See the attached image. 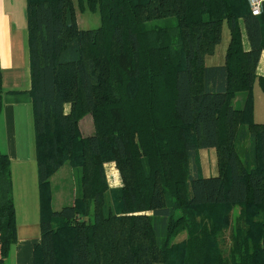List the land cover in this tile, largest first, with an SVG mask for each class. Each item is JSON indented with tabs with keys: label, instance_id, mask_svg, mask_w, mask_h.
I'll return each instance as SVG.
<instances>
[{
	"label": "trees",
	"instance_id": "trees-1",
	"mask_svg": "<svg viewBox=\"0 0 264 264\" xmlns=\"http://www.w3.org/2000/svg\"><path fill=\"white\" fill-rule=\"evenodd\" d=\"M76 3L97 10L99 25L77 27L71 0H26L39 200L32 264H264V122L252 117L253 82L264 92L255 71L264 2L258 14L246 0ZM223 22V60L205 65ZM1 92L0 73V108ZM87 113L92 132L83 135ZM203 148L214 150L213 175L199 169ZM64 165L78 185L54 208L52 181ZM15 241L0 150V264Z\"/></svg>",
	"mask_w": 264,
	"mask_h": 264
},
{
	"label": "crops",
	"instance_id": "crops-1",
	"mask_svg": "<svg viewBox=\"0 0 264 264\" xmlns=\"http://www.w3.org/2000/svg\"><path fill=\"white\" fill-rule=\"evenodd\" d=\"M240 33L242 46L247 48L248 42L245 40L244 43L243 40V27H240ZM255 71L264 76V48L260 50ZM0 73V150L9 159L16 231V241L10 247L5 263L32 264V246L39 238V200L30 97L27 92L30 78L26 0H0ZM255 89L257 90L253 82L252 117L256 122H264V92ZM58 195L59 192L57 199ZM17 211L20 213L19 218Z\"/></svg>",
	"mask_w": 264,
	"mask_h": 264
},
{
	"label": "rangeland",
	"instance_id": "rangeland-1",
	"mask_svg": "<svg viewBox=\"0 0 264 264\" xmlns=\"http://www.w3.org/2000/svg\"><path fill=\"white\" fill-rule=\"evenodd\" d=\"M71 5L73 8L74 12V19L77 27L79 28H94L99 25L100 19L97 10H89L84 8L83 10H80L77 6L76 0H71ZM165 20L163 18L159 19H154L147 21L146 23L148 25L157 23V24H163ZM241 24V23H240ZM242 27V25H240ZM245 33L243 35V40L244 43L246 42L245 40ZM228 40V28L225 22L222 23L221 26V35H220V40L219 42L215 45L214 50L212 53L207 54L204 56V64L205 65H210L214 63H220L223 60V53H224V48L226 46ZM217 61V62H216ZM254 85L257 88L259 92L262 93L260 90L258 84L256 81H254ZM255 89V91H257ZM243 93H238L234 104L236 106L240 105L241 99H242ZM253 96V93H252ZM65 110L68 109V105H64ZM78 126L81 134L85 135L90 132H92V122H91V117L87 113L85 114L79 121H78ZM1 146V142H0ZM197 161H198V166L199 169L201 170L202 175H213L216 172L215 168V155H214V150L213 148H203V149H198L197 151ZM103 169L105 173V178L107 181V184L109 187H116L120 185V178L119 174L117 171V168L112 161H106L103 164ZM71 169L65 167V165L62 167L59 173L55 175L52 181V189L55 187V181L58 182L59 184V195H58V200L54 201L52 203V206L54 208H58L60 205L67 204L70 199L71 195L73 193L72 189H74L75 186L78 185V173L76 172L74 174V178L72 173H69ZM64 174V176H62ZM70 177V179H69ZM57 198V197H56ZM20 217V213L17 211V218ZM183 237V234H179L176 239H180ZM6 261V259H5Z\"/></svg>",
	"mask_w": 264,
	"mask_h": 264
},
{
	"label": "built area",
	"instance_id": "built-area-1",
	"mask_svg": "<svg viewBox=\"0 0 264 264\" xmlns=\"http://www.w3.org/2000/svg\"><path fill=\"white\" fill-rule=\"evenodd\" d=\"M248 8L252 14H258L261 11L264 0H246Z\"/></svg>",
	"mask_w": 264,
	"mask_h": 264
}]
</instances>
